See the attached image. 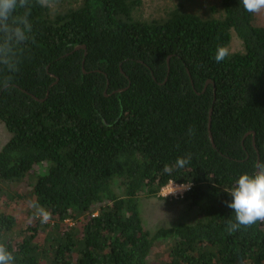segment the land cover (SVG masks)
I'll return each mask as SVG.
<instances>
[{
  "label": "trees",
  "instance_id": "trees-1",
  "mask_svg": "<svg viewBox=\"0 0 264 264\" xmlns=\"http://www.w3.org/2000/svg\"><path fill=\"white\" fill-rule=\"evenodd\" d=\"M137 5L32 8L34 41L13 45L25 58L0 89L10 134L0 148V242L15 264H153L160 244L161 264H264V223L228 233L235 214L225 204L236 178L264 160V25L240 0L206 12L177 4L150 19L133 15ZM217 46L230 53L220 63ZM172 181L189 189L160 195ZM141 196L196 213L151 232ZM37 201L47 223L30 207ZM12 202L25 203L24 224Z\"/></svg>",
  "mask_w": 264,
  "mask_h": 264
},
{
  "label": "clouds",
  "instance_id": "clouds-1",
  "mask_svg": "<svg viewBox=\"0 0 264 264\" xmlns=\"http://www.w3.org/2000/svg\"><path fill=\"white\" fill-rule=\"evenodd\" d=\"M51 0H0V40L4 45L0 46V64L7 69V74H0V89L7 90L12 87L15 74L20 71L25 58L23 47L18 53L13 52V45L23 46L34 41L33 23L31 20L32 8L39 4L45 6ZM243 9L248 13L264 12V0H240ZM229 50L224 46H217L214 59L217 63L223 62L229 56ZM188 134L195 135V130L189 128ZM191 160L187 154L177 157L176 168L185 167ZM254 174L241 173L235 181V186L229 191L231 199L225 201L232 210L234 220L227 222L228 233L249 228L257 223H264V160H258L255 164ZM163 171L171 173L172 166L165 165ZM180 187L172 183L168 186L164 197L175 194ZM36 217L41 223H47L51 219V213L39 202H30ZM16 257L8 249L4 242H0V264H15Z\"/></svg>",
  "mask_w": 264,
  "mask_h": 264
},
{
  "label": "rangeland",
  "instance_id": "rangeland-1",
  "mask_svg": "<svg viewBox=\"0 0 264 264\" xmlns=\"http://www.w3.org/2000/svg\"><path fill=\"white\" fill-rule=\"evenodd\" d=\"M138 5L133 9V15L138 19H150L153 17H159L164 14L165 11L173 8L177 4H183L186 10L191 12H206L211 5L218 4L219 0H137ZM79 0H51V2L45 6L50 10L51 14H56L66 11L70 7H74L78 4ZM255 20L257 23L264 25V12L255 14ZM230 50H236L240 47L239 42L232 37L231 43L229 45ZM10 137L9 132L7 131L5 125L0 121V148ZM169 183L162 187L159 191L160 195H164L167 191ZM176 186V185H174ZM183 189H180L175 193L171 194L174 197H178L182 194ZM3 197L0 198V204H3ZM176 199H164L159 197H144L139 198V210L143 225L151 232H153L156 227L162 225H168L170 223H176L179 220L185 218H191L196 213L195 209L189 208L186 204ZM23 204L24 202L11 203L7 206V209L11 210L12 206L16 205L17 207L12 208L13 210H18L19 220H24L22 223H25V219L21 216L23 215ZM165 247V246H164ZM163 244L158 245L154 249L152 257L158 255L157 260L153 264H161L163 261V256L166 253Z\"/></svg>",
  "mask_w": 264,
  "mask_h": 264
},
{
  "label": "built area",
  "instance_id": "built-area-1",
  "mask_svg": "<svg viewBox=\"0 0 264 264\" xmlns=\"http://www.w3.org/2000/svg\"><path fill=\"white\" fill-rule=\"evenodd\" d=\"M171 183H172V182H169V185H170ZM174 185H176V186H184V187H182L183 191L189 189V185H188V184H176V183H174Z\"/></svg>",
  "mask_w": 264,
  "mask_h": 264
},
{
  "label": "water",
  "instance_id": "water-1",
  "mask_svg": "<svg viewBox=\"0 0 264 264\" xmlns=\"http://www.w3.org/2000/svg\"><path fill=\"white\" fill-rule=\"evenodd\" d=\"M207 82H208V81H207ZM208 128H209V124H208ZM208 135H209V138H210L211 142L213 143V140H212V136H211L210 131L208 132Z\"/></svg>",
  "mask_w": 264,
  "mask_h": 264
}]
</instances>
